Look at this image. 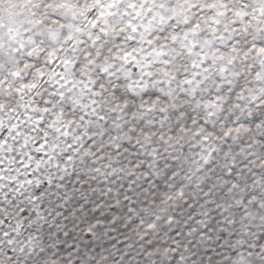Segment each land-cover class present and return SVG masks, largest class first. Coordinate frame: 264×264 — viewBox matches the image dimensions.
Segmentation results:
<instances>
[{
  "label": "snow or ice",
  "instance_id": "obj_1",
  "mask_svg": "<svg viewBox=\"0 0 264 264\" xmlns=\"http://www.w3.org/2000/svg\"><path fill=\"white\" fill-rule=\"evenodd\" d=\"M0 264H264V0H0Z\"/></svg>",
  "mask_w": 264,
  "mask_h": 264
}]
</instances>
